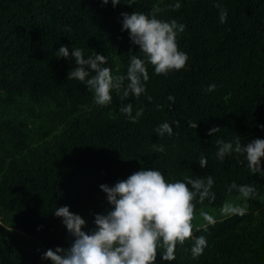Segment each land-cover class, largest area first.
Returning <instances> with one entry per match:
<instances>
[{
	"label": "trees",
	"instance_id": "1",
	"mask_svg": "<svg viewBox=\"0 0 264 264\" xmlns=\"http://www.w3.org/2000/svg\"><path fill=\"white\" fill-rule=\"evenodd\" d=\"M0 219V264H264V0H0Z\"/></svg>",
	"mask_w": 264,
	"mask_h": 264
},
{
	"label": "rangeland",
	"instance_id": "2",
	"mask_svg": "<svg viewBox=\"0 0 264 264\" xmlns=\"http://www.w3.org/2000/svg\"><path fill=\"white\" fill-rule=\"evenodd\" d=\"M246 198L244 196H240L238 198L230 197L225 205V207L221 208H213L204 212L205 214L203 220L198 227H201L203 224L207 223V221H211L213 219H223L235 212L246 210L245 204ZM1 222V219H0Z\"/></svg>",
	"mask_w": 264,
	"mask_h": 264
}]
</instances>
